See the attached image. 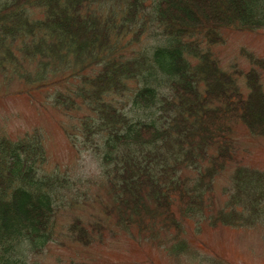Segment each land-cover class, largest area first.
<instances>
[{
    "label": "trees",
    "instance_id": "1",
    "mask_svg": "<svg viewBox=\"0 0 264 264\" xmlns=\"http://www.w3.org/2000/svg\"><path fill=\"white\" fill-rule=\"evenodd\" d=\"M228 32L264 34V0H0V99L53 92L52 108L83 112L64 134L99 169L85 180L51 168L39 130L0 133V264H40L59 230L90 244L97 224L57 227L85 206L84 185L102 189L104 224L175 264H224L197 260L188 229L264 242V172L234 165L232 139L242 128L264 141V58L242 51L247 72L220 69L210 47Z\"/></svg>",
    "mask_w": 264,
    "mask_h": 264
},
{
    "label": "rangeland",
    "instance_id": "2",
    "mask_svg": "<svg viewBox=\"0 0 264 264\" xmlns=\"http://www.w3.org/2000/svg\"><path fill=\"white\" fill-rule=\"evenodd\" d=\"M222 38L223 44L211 46L210 51L220 69L227 73L233 71L245 73L250 69L251 66L242 55V51L257 58H264V34L228 32L223 33ZM197 41L200 47L204 46L205 42L201 36L197 37ZM235 77L239 86L244 88L243 77ZM262 79L264 84V74ZM11 87L16 89V81ZM52 93L32 92L28 95L1 98L0 133L4 132L15 139L25 132L39 130L44 138L46 157L51 168L66 169L70 173L86 177L85 180L96 177L99 170L96 162L90 158L88 152H83L79 148L75 151L64 134V129L71 130L84 113H65L52 108L49 101ZM232 139L234 165L239 164L264 172V141L249 137L242 128L234 130ZM230 172L227 170L216 179L214 190L217 194H220L227 184ZM82 188L84 191L90 190L85 196L87 199L85 206L73 212L61 211L58 214L57 227L61 229L72 217L80 219L89 232L90 225L97 224L95 231L90 233L94 239L85 246L74 244L63 231L59 230L55 242L47 245L37 258L40 264H175L161 248H157L147 239L131 238L115 227L104 224L106 218L102 206L106 199L102 189L89 185ZM185 238L196 252L197 260L213 258L224 264H264V242L262 234L257 230L205 228L197 233L193 229H188ZM191 262L193 261L181 259L176 264ZM194 264H198L197 261Z\"/></svg>",
    "mask_w": 264,
    "mask_h": 264
}]
</instances>
